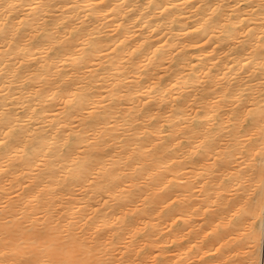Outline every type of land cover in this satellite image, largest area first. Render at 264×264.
<instances>
[{
  "label": "bare ground",
  "instance_id": "bare-ground-1",
  "mask_svg": "<svg viewBox=\"0 0 264 264\" xmlns=\"http://www.w3.org/2000/svg\"><path fill=\"white\" fill-rule=\"evenodd\" d=\"M234 1L0 0V264H264V9Z\"/></svg>",
  "mask_w": 264,
  "mask_h": 264
},
{
  "label": "rangeland",
  "instance_id": "rangeland-1",
  "mask_svg": "<svg viewBox=\"0 0 264 264\" xmlns=\"http://www.w3.org/2000/svg\"><path fill=\"white\" fill-rule=\"evenodd\" d=\"M234 1V0H233ZM237 1V3H238V5H239V2H241L240 3V5L241 4H243V5H241V6H245L247 9H250V8H252V6L253 5H255L256 6V4L257 5H260V6H262V8L264 9V0H257V1H255V0H235L234 2H236ZM239 1V2H238ZM255 2V3H254ZM257 2V3H256ZM259 2V3H258ZM231 4H233V3H231ZM251 6V7H250ZM263 18H264V12H263V14L261 15ZM261 17V18H262ZM262 20V22L264 23V21H263V19H261ZM263 26H264V24H263ZM261 42L263 43L264 42V39H262L261 40ZM260 43V42H259ZM263 45V44H262Z\"/></svg>",
  "mask_w": 264,
  "mask_h": 264
}]
</instances>
